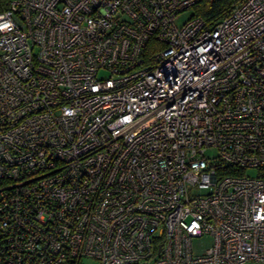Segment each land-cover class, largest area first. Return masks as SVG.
I'll return each mask as SVG.
<instances>
[{
  "label": "built area",
  "instance_id": "obj_1",
  "mask_svg": "<svg viewBox=\"0 0 264 264\" xmlns=\"http://www.w3.org/2000/svg\"><path fill=\"white\" fill-rule=\"evenodd\" d=\"M198 1L0 10V264L264 262V0Z\"/></svg>",
  "mask_w": 264,
  "mask_h": 264
},
{
  "label": "trees",
  "instance_id": "obj_2",
  "mask_svg": "<svg viewBox=\"0 0 264 264\" xmlns=\"http://www.w3.org/2000/svg\"><path fill=\"white\" fill-rule=\"evenodd\" d=\"M238 1L239 0H199L192 7L193 15L201 17L207 26H211L221 17L225 16L233 4ZM7 2L8 0H0V10L5 8ZM73 264H77V262L74 261Z\"/></svg>",
  "mask_w": 264,
  "mask_h": 264
},
{
  "label": "rangeland",
  "instance_id": "obj_3",
  "mask_svg": "<svg viewBox=\"0 0 264 264\" xmlns=\"http://www.w3.org/2000/svg\"><path fill=\"white\" fill-rule=\"evenodd\" d=\"M192 13H193V8H188L186 10H183L178 15V18L176 20L177 24L180 25L183 22H185ZM208 243H210V240L208 238H202L200 240H197L195 249L200 248L201 245H205ZM79 264H100V263L96 259L84 256L81 258ZM243 264H264V262H247Z\"/></svg>",
  "mask_w": 264,
  "mask_h": 264
}]
</instances>
